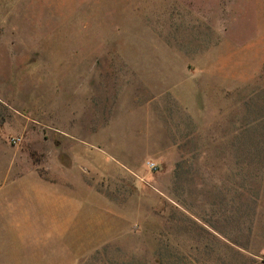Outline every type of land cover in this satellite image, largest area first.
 <instances>
[{"label": "rangeland", "instance_id": "rangeland-1", "mask_svg": "<svg viewBox=\"0 0 264 264\" xmlns=\"http://www.w3.org/2000/svg\"><path fill=\"white\" fill-rule=\"evenodd\" d=\"M11 225L0 264H264V0H0Z\"/></svg>", "mask_w": 264, "mask_h": 264}, {"label": "crops", "instance_id": "crops-1", "mask_svg": "<svg viewBox=\"0 0 264 264\" xmlns=\"http://www.w3.org/2000/svg\"><path fill=\"white\" fill-rule=\"evenodd\" d=\"M22 186H23V185H22ZM40 195H41V194H40ZM61 197H65L67 200H66V199L61 200L60 197H59L58 195L55 196V194H53V193L51 192L50 198H51V202H52V204L54 205V206H52V207H53V210H55V202H56V201L59 202V203H61V201H68V202H70V201H69L70 198H69L68 196H61ZM40 199H41V197H40ZM70 203H71V202H70ZM72 210H73V206H72ZM71 219H72V218H71ZM11 228H13L12 225H11V227H9V228H5V227L0 228V235H3V234H5V233H9V231H10ZM13 229H19V230H20L19 233L24 234L25 231L27 230V227H26L25 231H22V230L20 229L19 225L15 226V228H13ZM56 229H57V228H56ZM58 229H59V228H58ZM58 229H57V230H58ZM25 256H26V255H25ZM24 259H25V257H24Z\"/></svg>", "mask_w": 264, "mask_h": 264}, {"label": "built area", "instance_id": "built-area-1", "mask_svg": "<svg viewBox=\"0 0 264 264\" xmlns=\"http://www.w3.org/2000/svg\"><path fill=\"white\" fill-rule=\"evenodd\" d=\"M148 165H149V167H150L151 169H154V168H155L153 164H149V163H148Z\"/></svg>", "mask_w": 264, "mask_h": 264}]
</instances>
